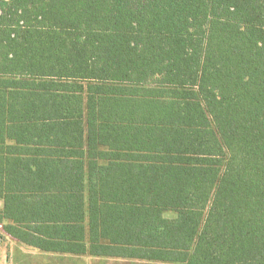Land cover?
Segmentation results:
<instances>
[{
  "label": "trees",
  "instance_id": "16d2710c",
  "mask_svg": "<svg viewBox=\"0 0 264 264\" xmlns=\"http://www.w3.org/2000/svg\"><path fill=\"white\" fill-rule=\"evenodd\" d=\"M0 203L45 252L264 264V0H0Z\"/></svg>",
  "mask_w": 264,
  "mask_h": 264
},
{
  "label": "rangeland",
  "instance_id": "374dc122",
  "mask_svg": "<svg viewBox=\"0 0 264 264\" xmlns=\"http://www.w3.org/2000/svg\"><path fill=\"white\" fill-rule=\"evenodd\" d=\"M1 208V203H0ZM173 216L172 212L165 213ZM0 264H171L127 258H105L89 255H69L41 251L18 242L7 235L0 225ZM180 264V263H174Z\"/></svg>",
  "mask_w": 264,
  "mask_h": 264
}]
</instances>
